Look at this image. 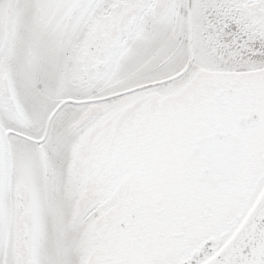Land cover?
<instances>
[{
	"label": "snow or ice",
	"instance_id": "6c2138e0",
	"mask_svg": "<svg viewBox=\"0 0 264 264\" xmlns=\"http://www.w3.org/2000/svg\"><path fill=\"white\" fill-rule=\"evenodd\" d=\"M0 264H264V0H0Z\"/></svg>",
	"mask_w": 264,
	"mask_h": 264
}]
</instances>
